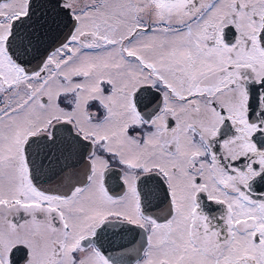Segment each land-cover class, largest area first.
<instances>
[{"label": "snow or ice", "instance_id": "snow-or-ice-1", "mask_svg": "<svg viewBox=\"0 0 264 264\" xmlns=\"http://www.w3.org/2000/svg\"><path fill=\"white\" fill-rule=\"evenodd\" d=\"M0 264H264V0H0Z\"/></svg>", "mask_w": 264, "mask_h": 264}]
</instances>
